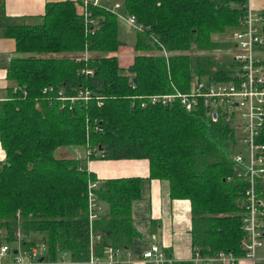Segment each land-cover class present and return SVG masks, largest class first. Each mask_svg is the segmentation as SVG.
<instances>
[{"label": "trees", "instance_id": "16d2710c", "mask_svg": "<svg viewBox=\"0 0 264 264\" xmlns=\"http://www.w3.org/2000/svg\"><path fill=\"white\" fill-rule=\"evenodd\" d=\"M119 1L120 10L134 15L143 29L135 31L127 66L119 60L125 47L120 19L105 6L91 7L98 22L88 33L72 0L47 2L42 15L21 17L3 28L15 50L7 68L12 84L0 100V246L7 244L14 253L18 245L44 244L38 260L56 261L63 254L88 260L92 181L97 199L107 205L92 223L99 237L93 254L103 256L106 246L133 248L138 232L132 204L141 197L144 179L99 180L81 159L57 155L63 146H86L88 160H147L149 181H164L171 199L189 201L192 256L244 257L246 183L235 178L234 155L242 151L236 130L220 115L213 120L205 106L187 111L177 102L153 105L136 96L170 93L175 87L188 91L194 78L228 80L234 55L224 68L203 53L229 47L213 35L232 34L240 26L247 0ZM85 91L87 100L69 99ZM256 142L264 144V122ZM261 225L264 230V218ZM32 232L45 235L37 241Z\"/></svg>", "mask_w": 264, "mask_h": 264}, {"label": "built area", "instance_id": "2783aa9c", "mask_svg": "<svg viewBox=\"0 0 264 264\" xmlns=\"http://www.w3.org/2000/svg\"><path fill=\"white\" fill-rule=\"evenodd\" d=\"M81 6V15L85 20V30L93 31L97 25L96 18L91 16V7L103 6L100 0H77ZM120 3L115 2L113 7L108 8L117 14L127 28L141 31L142 26L136 21L132 14L120 12ZM263 15L254 10L247 0L246 11L242 17L241 24L233 32L235 44L234 67L228 80H215L205 78H194L190 82V89L182 91L174 88L170 93L151 94L149 96L139 95L136 98L146 99L150 104L161 103L168 105L179 103L187 111H192L199 106L207 107L213 120L222 116L236 131L237 143L244 151L234 155L238 170L235 178L246 183L242 210V227L247 237L242 242L246 254L244 257L236 258L225 253H220L214 258L201 256L194 253L190 259L194 264H240L242 259L255 264L254 251L262 243L261 236L264 234L261 222L264 218V144L256 142L264 122V62L257 57L255 49L264 45ZM90 73L91 71H86ZM89 91L79 92L71 101L76 99L87 100ZM66 99V97H61ZM144 105V103H141ZM238 111V112H237ZM89 153V152H87ZM89 155V154H88ZM96 183L92 182L88 188V222L90 227V256L86 261H73L65 254L59 259L62 264H166L171 262L159 244H152L137 258L129 249H118L106 246L103 256L93 254L92 245L94 239H99L92 232V223L102 212V206L97 199L93 188ZM44 244H38L29 249L21 248L20 245L14 253L9 252V246H0L1 259L7 254L12 257L13 264H40L43 258H38L44 253ZM264 258V257H263Z\"/></svg>", "mask_w": 264, "mask_h": 264}, {"label": "crops", "instance_id": "0c3cea01", "mask_svg": "<svg viewBox=\"0 0 264 264\" xmlns=\"http://www.w3.org/2000/svg\"><path fill=\"white\" fill-rule=\"evenodd\" d=\"M56 1L62 0H1L0 15L3 19L6 15L9 22H14L15 19L21 17H37L44 13L47 2ZM72 1L76 3V11L81 14L79 2ZM102 2V5L111 8L115 0H102ZM250 5L257 12H264V0H250ZM121 26L127 28L122 20L119 22V29ZM121 40L126 42L122 38ZM14 50L13 39L0 35V100L7 96V87L12 84L7 79V68L14 56ZM3 159L4 152L0 145V161ZM87 166L88 171L93 172L99 180L124 177L144 179L141 197L132 204L133 223L138 232V237L133 240V248L129 249L134 253V258H137L152 244H159L164 251L168 250L173 260L185 261L192 258L189 201L171 199L166 182L158 179L149 181L147 160H93L88 161ZM106 208L107 205L102 211H106ZM11 260L12 257L8 254L1 259L4 264H13L10 263ZM40 264H62V262L58 259L43 261ZM240 264H250V262L242 259Z\"/></svg>", "mask_w": 264, "mask_h": 264}, {"label": "rangeland", "instance_id": "374dc122", "mask_svg": "<svg viewBox=\"0 0 264 264\" xmlns=\"http://www.w3.org/2000/svg\"><path fill=\"white\" fill-rule=\"evenodd\" d=\"M100 2H101V4H103L102 0H100ZM115 2L120 3L121 4L120 9H122L121 1L115 0ZM115 2H112L111 7H113ZM120 9H119V11L122 12ZM31 21H33V20H30V22ZM7 23H9V20L3 19V17L0 15V35H2V36H3V28H4L5 24H7ZM233 32H232V34L230 32H225L223 34L213 35L214 41L220 43L221 45L228 44L229 47L220 46L221 48L219 47L214 51L205 52V53L201 52V53H203L204 55L215 56V58L218 60L219 64L221 66H223L224 68L230 67L232 55H234L236 52L235 44L233 41ZM119 36H120V38L124 39L126 41L125 43L127 44V45L125 44V47L122 48V50H120V53H119L120 65L121 66H127L131 62L132 55H133V45H134L135 40H136L135 31H133L132 29H129V28L127 29L124 26H121L119 29ZM162 52L164 55L168 56V53L166 52L165 49H162ZM196 53L197 52H195V51L191 52V54H196ZM255 53H256L257 57L261 58L262 62H264V45L256 47ZM236 140H237V137H236ZM236 150H239V148H237ZM242 150L244 151L243 148H242ZM87 152H90V151L86 146H75V147H70V148L67 146H63V147L59 148V150H57V155L62 156V157L79 158L83 162H85V164L87 166L88 161L91 162L93 160H97V159H89V160L86 159L88 157V154H89ZM87 169H88V166H87ZM90 183H92V181ZM100 205L102 206V209H104V207H106V204L103 202H100ZM44 235L45 234L41 233V232H32L30 234L31 238L34 240H37V241L42 239L44 237ZM261 241L262 242H260V243H262V244L258 248H256L254 251V257H255L256 261H258L260 259L261 260L264 259L263 258L264 257V239H262ZM250 264H252V262H250Z\"/></svg>", "mask_w": 264, "mask_h": 264}]
</instances>
